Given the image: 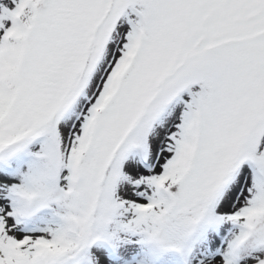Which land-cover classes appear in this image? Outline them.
Listing matches in <instances>:
<instances>
[{
    "label": "snow or ice",
    "instance_id": "snow-or-ice-1",
    "mask_svg": "<svg viewBox=\"0 0 264 264\" xmlns=\"http://www.w3.org/2000/svg\"><path fill=\"white\" fill-rule=\"evenodd\" d=\"M0 264H264V0H0Z\"/></svg>",
    "mask_w": 264,
    "mask_h": 264
}]
</instances>
